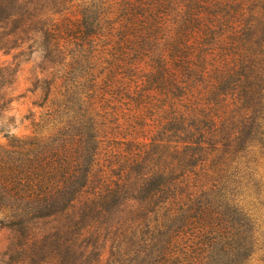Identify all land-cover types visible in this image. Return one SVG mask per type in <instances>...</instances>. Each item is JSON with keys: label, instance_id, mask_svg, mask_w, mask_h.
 Returning a JSON list of instances; mask_svg holds the SVG:
<instances>
[{"label": "trees", "instance_id": "16d2710c", "mask_svg": "<svg viewBox=\"0 0 264 264\" xmlns=\"http://www.w3.org/2000/svg\"><path fill=\"white\" fill-rule=\"evenodd\" d=\"M0 53V109L19 63L44 64L29 133L0 146L27 232L2 264L106 247L107 264H250L238 180L264 158V0H0Z\"/></svg>", "mask_w": 264, "mask_h": 264}, {"label": "rangeland", "instance_id": "374dc122", "mask_svg": "<svg viewBox=\"0 0 264 264\" xmlns=\"http://www.w3.org/2000/svg\"><path fill=\"white\" fill-rule=\"evenodd\" d=\"M13 52L14 50L10 51L9 55L2 58L11 59ZM43 66L37 54L30 55L28 61L23 60L19 63L12 82L1 91V95L5 98L4 107L0 109L1 147L8 148L10 138L20 139L29 133V122L24 119V115H28L29 110H35L31 103L35 97L28 89L30 81L34 75L40 74V68ZM5 133H8V136ZM249 159L251 162L249 168L238 180L242 182L239 200L247 212L251 228L252 252L249 263L264 264V158L253 154ZM14 199L13 195L0 189V264L2 260L8 259L12 248L18 244V241L22 242L27 234L23 232L25 234L21 235L20 230L24 231V228L20 229L17 225L19 219L12 217L10 211L3 205ZM103 252L101 264H107V247Z\"/></svg>", "mask_w": 264, "mask_h": 264}]
</instances>
